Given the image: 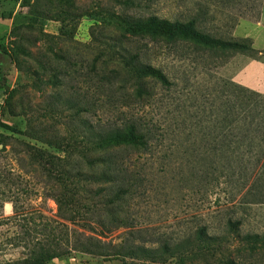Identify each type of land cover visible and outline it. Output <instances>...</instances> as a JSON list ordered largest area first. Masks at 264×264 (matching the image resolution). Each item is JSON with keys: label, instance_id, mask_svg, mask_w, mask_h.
<instances>
[{"label": "rangeland", "instance_id": "rangeland-1", "mask_svg": "<svg viewBox=\"0 0 264 264\" xmlns=\"http://www.w3.org/2000/svg\"><path fill=\"white\" fill-rule=\"evenodd\" d=\"M20 2L0 0V47L13 56L4 66L0 123L21 130L46 127L61 134L75 126L82 128L81 120L96 127L116 126L134 109L142 111L137 105L130 111L124 109V70L120 59L110 52L124 47V33L91 18L90 13L174 19L192 14L201 3L208 8L205 27L228 37L232 35L227 30L239 15L253 19L257 8L254 0H39L37 11L64 10L79 15L71 38L50 39L42 38L38 28L57 35L60 22L43 19L39 13L36 20L31 19L32 13ZM138 41L146 44V60L161 68L172 85H157L151 103L144 107L145 118L155 132L148 150L119 149L115 153L127 174L135 178L124 198L127 226L99 232L96 223L107 219L102 197L91 203L78 197L76 223L65 221L50 197L45 172L27 151L28 144H43L0 126L4 140V145L0 144V262L26 256L24 241L41 238L36 229L43 224L58 227L55 236L63 239V224L82 231L79 224L89 221L97 228L85 234L105 242L124 240L130 244L133 240L153 246L167 242L181 250L195 249V231L204 227L218 242L205 258L186 264H216L218 257L239 264H264V246L251 250L243 239L248 233H264V195H252L264 190V174L258 178L259 165L255 166L258 157L260 162L264 160V151L260 152L264 142L258 146L254 139L249 145V138L238 132L239 124L222 122L219 115L223 84L216 77L224 67L235 68L227 65L233 57L195 51L181 41ZM238 59L235 63L244 61ZM32 73L47 81L41 90L32 86ZM240 156L245 163L241 170L235 161ZM254 183L260 188L250 190ZM86 208L89 214H82ZM229 221L238 223L233 227ZM130 229L135 231L131 235ZM175 260L170 258L165 264ZM50 264L161 263L71 251Z\"/></svg>", "mask_w": 264, "mask_h": 264}, {"label": "trees", "instance_id": "trees-1", "mask_svg": "<svg viewBox=\"0 0 264 264\" xmlns=\"http://www.w3.org/2000/svg\"><path fill=\"white\" fill-rule=\"evenodd\" d=\"M39 0H21V7L27 8L32 13L31 19L36 20V14L43 19H51L60 22L57 35L45 33L40 27L38 32L42 38H71L73 36L77 19V13L69 11H37ZM256 1V19L259 17L262 0ZM208 8L201 3L192 14H183L174 19L149 15L147 17L124 15L115 12H95L89 14L91 18L110 24L124 33V47L116 53L110 50L114 56L120 59L121 69L124 70V109L130 111L137 105L142 111L134 109L124 118V122L116 126L96 127L85 124L81 120L82 128L75 126L70 128L66 134L49 130L46 127L35 128L27 126L21 130L16 127L0 123V126L15 133H21L29 138L41 142L43 145H27V151L31 154L34 162L38 163L46 174L48 184L51 187L50 197L55 201L60 217L70 224L76 223V214L80 209L76 206V200L81 197L88 202L103 198V213L106 220L100 219L96 225L101 228L102 234L111 232L118 228H124L128 223L124 222V198L134 185L133 174H127L128 169L116 160V152L148 150L153 139L154 129L145 118L144 107L151 103L157 85L169 88L172 85L169 77L159 67L149 63L145 56V45L139 43L138 38H148L152 41H164L166 43L185 42L195 51H208L212 55L233 56L243 54L257 59L258 50L252 46L250 38L224 37L209 31L205 27ZM247 17L239 15L238 18ZM236 19L227 33L236 25ZM33 24V22H32ZM226 33V34H227ZM13 61L12 54L0 47V90L5 88L6 73L5 64ZM17 63V62H16ZM18 65V63H17ZM20 66V65H18ZM32 86L41 90L47 83L40 76L32 73ZM211 76H216L212 74ZM222 82L219 89L220 98L219 115L222 122H237L238 132L248 137L247 142L253 143L258 139V146L264 142V91L258 92L246 86L231 82L225 78L216 77ZM126 111H124L125 113ZM85 125V126H84ZM0 144L4 140L0 134ZM250 151V150H245ZM264 149H261V153ZM257 158L255 166L258 165V178L264 174V160L260 162ZM240 156L237 161L239 170L244 168ZM264 187V182L261 183ZM261 185L254 183L251 189H258ZM249 190V191H250ZM264 195V190L255 194ZM88 207V206H87ZM89 209L82 214H89ZM91 218V217H89ZM229 223L234 227L238 222ZM78 224V223H77ZM44 225V224H43ZM36 229V233L42 235L36 240H25L27 248L26 256L21 259L0 262V264H50L56 258H62L71 251H79L94 255H106L117 258H136L150 260L157 263H167L170 258H176L174 264L191 263L195 258H205L207 252L218 242L216 236L208 235L204 227L195 231V249L181 250L177 247L163 242L158 246L134 243L125 244L124 240L115 243L102 241L86 231L93 232L97 226L89 221L79 224L82 231L69 229L63 224V239L55 236L58 227L51 223ZM73 233H72V231ZM60 232V231H59ZM71 232V233H70ZM130 235L134 233L128 230ZM73 235V236H72ZM77 235V236H75ZM245 243L251 250L264 246V233H248L244 235ZM193 252V253H192ZM216 264H239L228 257H218Z\"/></svg>", "mask_w": 264, "mask_h": 264}, {"label": "crops", "instance_id": "crops-1", "mask_svg": "<svg viewBox=\"0 0 264 264\" xmlns=\"http://www.w3.org/2000/svg\"><path fill=\"white\" fill-rule=\"evenodd\" d=\"M233 38H250L252 46L258 50L260 58H251L243 54H235L232 61L227 63L236 65L229 70L227 67L222 68L217 74L231 82L246 86L258 92L264 91V0L261 2L259 17L248 19L241 17L231 31ZM243 58L242 63H235L238 58ZM231 63V64H230Z\"/></svg>", "mask_w": 264, "mask_h": 264}]
</instances>
